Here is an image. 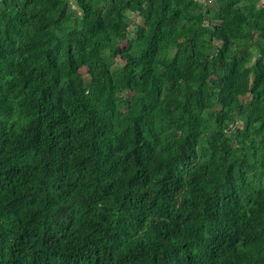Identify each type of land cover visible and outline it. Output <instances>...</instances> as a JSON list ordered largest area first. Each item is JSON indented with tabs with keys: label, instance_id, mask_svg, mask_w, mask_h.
Wrapping results in <instances>:
<instances>
[{
	"label": "trees",
	"instance_id": "trees-1",
	"mask_svg": "<svg viewBox=\"0 0 264 264\" xmlns=\"http://www.w3.org/2000/svg\"><path fill=\"white\" fill-rule=\"evenodd\" d=\"M0 264H264V0H0Z\"/></svg>",
	"mask_w": 264,
	"mask_h": 264
},
{
	"label": "rangeland",
	"instance_id": "rangeland-1",
	"mask_svg": "<svg viewBox=\"0 0 264 264\" xmlns=\"http://www.w3.org/2000/svg\"><path fill=\"white\" fill-rule=\"evenodd\" d=\"M132 18H133V20H134L136 23H138V22L140 21V18H138V17L136 18V17L134 16V17H132ZM135 26H136V25H134V27H135ZM134 27H133V28H134ZM133 28H132V29H133Z\"/></svg>",
	"mask_w": 264,
	"mask_h": 264
}]
</instances>
